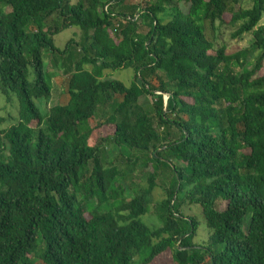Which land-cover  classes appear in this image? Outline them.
Instances as JSON below:
<instances>
[{
    "label": "trees",
    "instance_id": "1",
    "mask_svg": "<svg viewBox=\"0 0 264 264\" xmlns=\"http://www.w3.org/2000/svg\"><path fill=\"white\" fill-rule=\"evenodd\" d=\"M126 2L0 0V94L20 102L18 123L0 130V264H154L169 252L171 264H264V0H234L238 12L228 0L118 12ZM208 25L234 28L233 40L251 34L253 68L252 51L217 47ZM73 29L80 42L58 48ZM73 43L83 56L67 71V103L44 115L36 100L54 92L44 53L67 56ZM125 69L131 86L108 77ZM144 96L156 99L153 113ZM112 143L151 154L148 185L132 198L125 184L144 160L106 168ZM161 166L172 182L151 229L142 218ZM187 203L202 208L209 246L195 243Z\"/></svg>",
    "mask_w": 264,
    "mask_h": 264
},
{
    "label": "rangeland",
    "instance_id": "2",
    "mask_svg": "<svg viewBox=\"0 0 264 264\" xmlns=\"http://www.w3.org/2000/svg\"><path fill=\"white\" fill-rule=\"evenodd\" d=\"M241 4H244V0H240ZM150 0H127L124 7L120 8L118 12H126L132 13L131 6H142L146 7ZM229 5L234 6L236 11L238 12L240 9V5L235 4L234 0H228ZM252 6L251 3H245V8H250ZM185 11H188V7H184ZM7 10V9H6ZM162 18H166V22L171 21V14L170 12H166L165 14L161 15ZM55 19V18H54ZM264 23V20H263ZM144 34L149 32V29L144 28ZM235 29L230 26L221 27L218 26L216 31H213L212 27L208 25V37L210 41L216 43L217 47H221L223 45L228 46L229 53H237L240 51H252L248 57L250 62L249 68L252 69L253 65L255 64L256 60L258 59V51L252 50V47L255 43V40L251 34L245 35L243 39L233 40L232 34L234 33ZM82 37V33L79 29H73L68 31H63L60 35L55 38V44L58 48L64 50L66 46L70 43L71 40H75L76 42H80ZM216 40V41H214ZM83 52L81 48L76 46V44H72L71 51L67 54V56H54L50 51H45L44 53V62L46 67V72L50 75H53V97L50 100H36L37 106L40 108L41 112L44 115H47L51 108L57 105H65L67 103V78L68 74L67 71L70 69H74L75 65L79 62L82 58ZM69 59L72 62L68 61ZM72 71V70H71ZM161 77L164 75L160 74ZM114 80H118L123 82L126 86H131L132 82L134 81L135 72L133 69H125L119 70L116 72H110L109 76ZM31 82L35 81V75L33 71L31 72L30 77ZM156 99L151 96H144L141 98L140 103L141 105L150 113H153L154 106H155ZM19 113H20V102L17 97L14 98L12 103L8 102V99L0 94V130H7L14 125H16L19 121ZM165 132L162 130V133ZM108 134L112 133V131H108ZM177 134L176 131H174ZM105 148V152L102 154V159L104 162V166L106 168L112 167H127L128 163L130 162L129 158H132L133 161L136 158L143 159L136 167L137 171L135 176L130 177L125 184L128 188L127 194L130 198L134 196V192L140 189V185H148V173L154 171L153 166H150L147 170L145 165V160L151 157V154L142 153L140 151L131 152L130 154L125 151L122 152L121 149L117 148L113 143L107 144ZM164 151L160 149L158 153H163ZM145 170L146 173H143ZM172 182V174L166 167H160V176L159 180L157 181V189L154 192L153 196V205L151 206V212L147 216L142 218L143 223L149 226L151 229H159L161 228L162 224L158 216V205L163 200L166 199V191L170 188ZM118 186V184H116ZM133 186V187H132ZM183 212L187 216L196 217L200 223V228L198 231V237L195 239V243L198 244H206L210 245V232L206 225L203 216V210L198 205H191L187 203L183 208ZM219 249H222L220 247ZM174 262V258L171 252L161 256L160 258L156 259L154 264H171ZM135 264H141L139 260L136 261Z\"/></svg>",
    "mask_w": 264,
    "mask_h": 264
},
{
    "label": "built area",
    "instance_id": "3",
    "mask_svg": "<svg viewBox=\"0 0 264 264\" xmlns=\"http://www.w3.org/2000/svg\"><path fill=\"white\" fill-rule=\"evenodd\" d=\"M107 10H108V8H107ZM165 99H166V103H167V102H168V100H169L168 96H166V98H165Z\"/></svg>",
    "mask_w": 264,
    "mask_h": 264
}]
</instances>
